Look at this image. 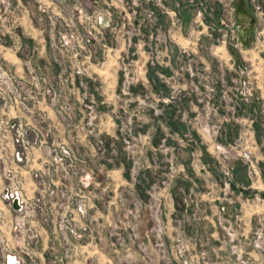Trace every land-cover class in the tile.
<instances>
[{"label":"rangeland","instance_id":"rangeland-1","mask_svg":"<svg viewBox=\"0 0 264 264\" xmlns=\"http://www.w3.org/2000/svg\"><path fill=\"white\" fill-rule=\"evenodd\" d=\"M99 1L108 18L91 9L93 20L81 19L87 35L55 34V50L79 43L77 64L47 61L61 80L46 84L50 107L82 129L15 130L16 157L42 143L65 168L57 189L66 212L52 220L67 238L46 263L264 264L263 220L240 251L224 214L237 188L264 201L254 192L264 183V0ZM15 10V0H0L1 29ZM30 87L0 66V102L14 95L25 111ZM207 193L218 210L210 242L188 224Z\"/></svg>","mask_w":264,"mask_h":264},{"label":"crops","instance_id":"crops-1","mask_svg":"<svg viewBox=\"0 0 264 264\" xmlns=\"http://www.w3.org/2000/svg\"><path fill=\"white\" fill-rule=\"evenodd\" d=\"M15 1V16L12 12L10 16V18L15 17L14 21L11 20L9 28L5 27L4 30L0 28V66L8 68L10 73L27 87L31 86L29 91L32 97L27 102L28 107L25 111L20 109L14 95H9L0 102V246L2 247L0 264H47L46 256L54 252L62 253L59 244L64 243L67 238L66 232H60L56 228L58 223L52 220L59 214L63 217L66 212L64 200L59 197V188L57 189L64 183L65 168L61 166L60 169V165L53 162L42 143L27 148L21 157H16L15 152L23 151L14 140L15 130L19 124L30 132L46 130L64 132L82 129L81 123H66L50 107L51 96L46 84L60 82V85L61 80L59 78L56 80L50 73L51 64L47 61H53L52 55L58 54L60 62L76 63V59L70 54L74 49L80 48L79 43L71 42L70 45L61 43L58 50H55L53 48L55 34L75 31L80 35H87L88 24L81 19L86 17L92 19L91 9H96L105 20L109 12L99 0ZM37 6L39 9L43 8V11H38ZM90 23L89 32L91 33L92 28L97 31L98 25L91 20ZM240 34L245 40L248 33ZM88 46L90 52L96 50L95 44L89 43ZM237 176L241 184L246 181L244 175ZM255 184L256 187L259 186V192L253 189L255 194L264 196V183L257 180ZM6 190L17 192L19 204L22 205L21 211L16 210L13 200L4 199L3 194ZM248 192L243 194L241 189L237 188L234 191L235 196L224 202V214L235 226L234 232L237 240H240V251L244 247L242 243L245 244L250 238L258 221L264 222V201L257 198L249 200L246 197L251 195V191ZM45 195L55 196L51 201V207L43 206L44 202L49 205V197L44 198ZM220 195L219 193L218 196ZM201 197L203 204L198 208L196 218H193L195 221L192 223V218H189L188 224L201 227L205 234L203 237L206 242H210V239H219L212 226L215 214L218 212L215 205L216 193L202 194ZM180 207L182 210L185 205ZM50 210L56 213V217L54 215L50 218ZM173 211L179 212L178 204L174 207L171 205L170 215ZM182 221L185 223L184 219ZM247 250L253 253L254 258L260 257L254 250ZM7 255L12 259L6 263Z\"/></svg>","mask_w":264,"mask_h":264},{"label":"built area","instance_id":"built-area-1","mask_svg":"<svg viewBox=\"0 0 264 264\" xmlns=\"http://www.w3.org/2000/svg\"><path fill=\"white\" fill-rule=\"evenodd\" d=\"M3 80H5V83H8V80L4 74H3ZM3 197L4 199H11L13 201H16L17 204L16 210L21 211L22 205L19 204V198L16 192H11L9 190H6L5 193L3 194ZM79 209L81 210V208ZM7 259L10 260L12 258L8 257Z\"/></svg>","mask_w":264,"mask_h":264},{"label":"water","instance_id":"water-1","mask_svg":"<svg viewBox=\"0 0 264 264\" xmlns=\"http://www.w3.org/2000/svg\"><path fill=\"white\" fill-rule=\"evenodd\" d=\"M13 203H14V206L17 207L16 201H13Z\"/></svg>","mask_w":264,"mask_h":264}]
</instances>
